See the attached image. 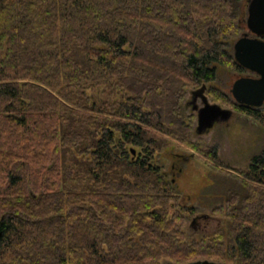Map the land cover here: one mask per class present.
<instances>
[{"label":"trees","instance_id":"16d2710c","mask_svg":"<svg viewBox=\"0 0 264 264\" xmlns=\"http://www.w3.org/2000/svg\"><path fill=\"white\" fill-rule=\"evenodd\" d=\"M236 10L234 0H0V264H264L261 187L220 210L234 246L188 242L190 211L152 163L170 140L191 145L184 89L215 81L216 66L241 69L227 51ZM99 86L122 99H88ZM245 177L264 184V149Z\"/></svg>","mask_w":264,"mask_h":264},{"label":"rangeland","instance_id":"374dc122","mask_svg":"<svg viewBox=\"0 0 264 264\" xmlns=\"http://www.w3.org/2000/svg\"><path fill=\"white\" fill-rule=\"evenodd\" d=\"M247 3V0H234L236 14L241 22L227 43V51L231 56L235 41L244 33H249L245 24ZM249 37L254 35L249 33ZM216 68V80L205 84V95L210 104L231 110V118L216 124L207 134L197 135L196 115L187 103L191 100V92L200 88L201 84L186 87L179 115L183 119L192 118L191 145L170 140L154 155L152 163L159 168L165 182L178 193L182 207L190 211L184 224L188 242L221 235L226 244L234 246L226 234L229 220L220 210L225 207L227 200L236 196L241 199L254 197L257 188L254 189L253 185L264 190V184H256L245 177L251 158L264 149V121L233 107L236 102L230 93L232 84L239 77L252 75L235 67L233 62ZM126 96L129 95L124 94ZM87 98L95 102L122 99L116 90L108 93L107 87L104 90L100 86L93 91L87 90ZM197 103L200 104V100ZM263 108L264 105L258 110L264 116ZM213 152L216 154L215 159L212 158Z\"/></svg>","mask_w":264,"mask_h":264},{"label":"water","instance_id":"95a60500","mask_svg":"<svg viewBox=\"0 0 264 264\" xmlns=\"http://www.w3.org/2000/svg\"><path fill=\"white\" fill-rule=\"evenodd\" d=\"M245 24L249 33H244L233 45V59L252 76L239 77L232 84L230 93L238 105L259 109L264 105V0H248ZM206 85L191 92L192 111L196 115L195 133L207 134L216 124L227 122L232 111L210 104ZM200 100V104L197 101ZM187 264H220L201 260Z\"/></svg>","mask_w":264,"mask_h":264},{"label":"bare ground","instance_id":"6f19581e","mask_svg":"<svg viewBox=\"0 0 264 264\" xmlns=\"http://www.w3.org/2000/svg\"><path fill=\"white\" fill-rule=\"evenodd\" d=\"M2 54H3V53H2ZM235 108H236V107H235ZM263 109H264V108H263ZM183 123H184V122H183ZM135 124H136V123H135ZM137 125H138V124H137ZM140 127H141V126H140ZM187 127H188V126H187ZM187 127H186V128H187ZM188 129H189V127H188ZM190 129H191V128H190ZM81 147H82V145H81ZM82 148H83V147H82Z\"/></svg>","mask_w":264,"mask_h":264},{"label":"flooded vegetation","instance_id":"af4514ba","mask_svg":"<svg viewBox=\"0 0 264 264\" xmlns=\"http://www.w3.org/2000/svg\"><path fill=\"white\" fill-rule=\"evenodd\" d=\"M248 1V0H247ZM188 104V103H187ZM191 107H192V105H191Z\"/></svg>","mask_w":264,"mask_h":264}]
</instances>
